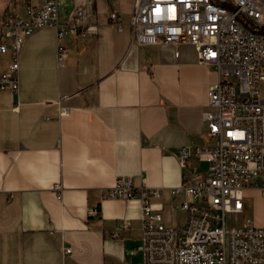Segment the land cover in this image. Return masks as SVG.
I'll return each mask as SVG.
<instances>
[{"label":"crops","instance_id":"1","mask_svg":"<svg viewBox=\"0 0 264 264\" xmlns=\"http://www.w3.org/2000/svg\"><path fill=\"white\" fill-rule=\"evenodd\" d=\"M56 2L60 25L85 14L81 34L60 42L63 65L55 30H35L22 43L18 92L0 91V264H140L139 205L105 196L120 177L162 188L164 224H184L185 198L169 190L206 174L194 149L213 143L203 113L218 75L189 45H135L134 0ZM23 8L0 0V13ZM9 64L0 55V73ZM237 216V227L264 229L258 187L243 190Z\"/></svg>","mask_w":264,"mask_h":264},{"label":"built area","instance_id":"2","mask_svg":"<svg viewBox=\"0 0 264 264\" xmlns=\"http://www.w3.org/2000/svg\"><path fill=\"white\" fill-rule=\"evenodd\" d=\"M84 17L77 11L71 22L60 25L56 0H24L22 16L0 13V55L10 58L0 73V91L19 90V55L26 37L54 29L62 66L60 42L81 34ZM109 20L121 29L116 12ZM128 26L135 45H189L199 64L218 75L217 84L208 88L209 110L203 113L206 137L213 143L194 149L207 165L206 174L192 186L169 190L171 198H185L179 205L184 224H164L162 208L154 202L162 198V188L134 187L120 177L105 196L139 205L140 264H264V229L250 222L226 225L228 215L241 212L244 189L258 187L264 194V0H134ZM70 252L63 248L64 255Z\"/></svg>","mask_w":264,"mask_h":264},{"label":"rangeland","instance_id":"3","mask_svg":"<svg viewBox=\"0 0 264 264\" xmlns=\"http://www.w3.org/2000/svg\"><path fill=\"white\" fill-rule=\"evenodd\" d=\"M264 73V71H263ZM261 94L262 97L264 98V82L261 84ZM166 218L169 220V214L166 215ZM175 218V216H174ZM239 224V218L237 215H228L226 217V225L228 227H237V225ZM174 225H176V219H174Z\"/></svg>","mask_w":264,"mask_h":264}]
</instances>
